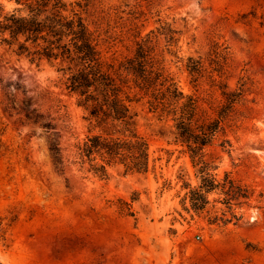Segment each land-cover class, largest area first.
<instances>
[{
  "label": "rangeland",
  "instance_id": "rangeland-1",
  "mask_svg": "<svg viewBox=\"0 0 264 264\" xmlns=\"http://www.w3.org/2000/svg\"><path fill=\"white\" fill-rule=\"evenodd\" d=\"M66 1L85 5L117 62L154 32L165 70L202 109L223 102L218 82L240 96L199 151L133 104L147 172L113 164L100 177L75 163L98 129L60 75L0 45V264H264V0Z\"/></svg>",
  "mask_w": 264,
  "mask_h": 264
},
{
  "label": "trees",
  "instance_id": "trees-1",
  "mask_svg": "<svg viewBox=\"0 0 264 264\" xmlns=\"http://www.w3.org/2000/svg\"><path fill=\"white\" fill-rule=\"evenodd\" d=\"M7 1L13 4L8 10L0 3V45L31 64L54 68L64 91L85 111L84 119L98 129L75 147V163L81 169L100 177L113 164L123 165L126 172H147V143L136 133L132 106L142 100L148 112L163 122L166 136L195 151L213 141L234 111L240 93L229 91L225 82L217 84L223 102L208 101L207 109L198 99L183 95L165 70L152 31L135 42L131 57L117 62L106 56L112 47L109 37L103 36L98 24L91 30L81 2ZM193 66V72L200 69L198 62ZM32 113L26 119L38 124L42 117ZM40 125L51 128L50 122ZM49 151L54 165H62L58 145L51 143Z\"/></svg>",
  "mask_w": 264,
  "mask_h": 264
}]
</instances>
